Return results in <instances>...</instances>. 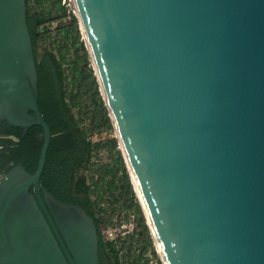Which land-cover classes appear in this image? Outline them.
Wrapping results in <instances>:
<instances>
[{
    "label": "water",
    "instance_id": "95a60500",
    "mask_svg": "<svg viewBox=\"0 0 264 264\" xmlns=\"http://www.w3.org/2000/svg\"><path fill=\"white\" fill-rule=\"evenodd\" d=\"M74 1L164 264H264V0ZM39 95L27 0H0V125L44 133L0 176V264H101L94 217L41 184Z\"/></svg>",
    "mask_w": 264,
    "mask_h": 264
},
{
    "label": "trees",
    "instance_id": "16d2710c",
    "mask_svg": "<svg viewBox=\"0 0 264 264\" xmlns=\"http://www.w3.org/2000/svg\"><path fill=\"white\" fill-rule=\"evenodd\" d=\"M27 7L39 73L38 103L53 131L41 177L42 186L64 201L82 205L94 217L101 264H150L149 253L161 264L117 136L92 140L87 130L85 121L90 117L95 130L112 131L114 125L79 29V18L69 12L63 0H27ZM69 16L70 20L57 28L61 38L48 41L49 23ZM40 44L45 48L41 58ZM87 95L95 99L98 111L84 110ZM75 108L82 113L80 116L76 115ZM22 131L21 127H13L7 121L0 125V161H6L5 168L0 171L3 174L20 162L30 172L37 168L43 128L34 125L26 136ZM102 148L109 152L111 163L93 160ZM123 211H126V219L132 212L135 214L136 232L128 233L125 245H120V241L108 235L115 216Z\"/></svg>",
    "mask_w": 264,
    "mask_h": 264
},
{
    "label": "rangeland",
    "instance_id": "374dc122",
    "mask_svg": "<svg viewBox=\"0 0 264 264\" xmlns=\"http://www.w3.org/2000/svg\"><path fill=\"white\" fill-rule=\"evenodd\" d=\"M68 20H70V17H66L65 19H59V21L55 25H53L52 28H50L51 33H50V37H49L48 41L51 42L55 38L56 39L61 38L62 35L57 32V28L60 27V25L62 23H64L65 21H68ZM79 29H80V32H81L83 39L85 40L80 25H79ZM85 43H86V41H85ZM44 51H45V48L43 47L42 44H40V46H39L40 58L42 57V54ZM90 60L92 62V66H93V60H92L91 55H90ZM84 84L86 85L85 82H84ZM86 86L88 87L89 85H86ZM99 89H100V92L102 94L101 86H99ZM102 96H103V94H102ZM85 101L87 103V106L84 107L85 111H87L89 113H91V111H95L96 109L98 111L97 105L95 104L96 101L94 98H92L90 95H87L85 97ZM74 111L76 112L77 116H80L82 114L78 108H75ZM85 124H86L87 130H89L91 132L90 137L92 140H106L109 137L116 135L115 128L112 131L104 130V129L101 131L95 130L94 125L92 124L91 117L86 119ZM118 147L121 149V145H120L119 141H118ZM121 151H122V149H121ZM93 160L98 161L99 163H111L112 158L110 157L109 152L106 149L102 148L101 150L98 151L97 155H94ZM125 163H126V161H125ZM134 220H135V214L133 212L130 214L129 219H126V211H123L120 215L115 216L114 225H111L112 233L109 234V237H112V238L115 237L118 241H120V243H121L120 245H125L126 238L128 237V233H130L131 231L136 232V229L134 228ZM154 244H155V242H154ZM155 247H156V244H155ZM156 249H157V247H156ZM158 253H159V251H158ZM149 256L153 259V261H155V257L152 253H149ZM159 257L161 259L160 253H159ZM163 263L164 262L162 261L161 264H163ZM125 264H127V263H125Z\"/></svg>",
    "mask_w": 264,
    "mask_h": 264
},
{
    "label": "built area",
    "instance_id": "2783aa9c",
    "mask_svg": "<svg viewBox=\"0 0 264 264\" xmlns=\"http://www.w3.org/2000/svg\"><path fill=\"white\" fill-rule=\"evenodd\" d=\"M63 3H65L68 7H69V12L73 13L74 15H76L78 17V11L75 5V1L74 0H63ZM70 17V16H69ZM66 17H63L62 19H65ZM71 18V17H70ZM59 21V19H53L50 23H49V28H52L53 25H55L57 22ZM81 27V24H80ZM125 224V223H124ZM112 231L110 230L109 234H111ZM109 236V235H108ZM110 239H115V237H109ZM158 251V250H157ZM161 256V255H160ZM155 257V261H153V259L150 257V264H158V259ZM162 258H161V262H162ZM164 264V263H163Z\"/></svg>",
    "mask_w": 264,
    "mask_h": 264
},
{
    "label": "crops",
    "instance_id": "0c3cea01",
    "mask_svg": "<svg viewBox=\"0 0 264 264\" xmlns=\"http://www.w3.org/2000/svg\"><path fill=\"white\" fill-rule=\"evenodd\" d=\"M5 163L6 161H0V171H3V169L5 168ZM3 173L0 172V176L2 175Z\"/></svg>",
    "mask_w": 264,
    "mask_h": 264
},
{
    "label": "bare ground",
    "instance_id": "6f19581e",
    "mask_svg": "<svg viewBox=\"0 0 264 264\" xmlns=\"http://www.w3.org/2000/svg\"><path fill=\"white\" fill-rule=\"evenodd\" d=\"M103 91V90H102Z\"/></svg>",
    "mask_w": 264,
    "mask_h": 264
}]
</instances>
